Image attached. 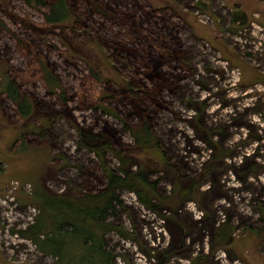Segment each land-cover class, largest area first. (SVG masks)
<instances>
[{"label": "rangeland", "instance_id": "rangeland-1", "mask_svg": "<svg viewBox=\"0 0 264 264\" xmlns=\"http://www.w3.org/2000/svg\"><path fill=\"white\" fill-rule=\"evenodd\" d=\"M89 1L65 0L50 19L51 1L0 0V264L56 261L16 235L31 226L38 183L54 192L104 187L98 158L78 147L59 112L67 107L138 164L145 157L132 130L146 117L188 184L198 181L190 199L159 213L119 192L125 209L108 220L132 237L106 234L116 264H264V0H111L110 19L92 14ZM115 47L123 54H111ZM7 75L29 97L26 118ZM53 113L50 127L24 133ZM107 160L119 172L120 160ZM149 163L162 196L173 194L170 174Z\"/></svg>", "mask_w": 264, "mask_h": 264}, {"label": "trees", "instance_id": "trees-1", "mask_svg": "<svg viewBox=\"0 0 264 264\" xmlns=\"http://www.w3.org/2000/svg\"><path fill=\"white\" fill-rule=\"evenodd\" d=\"M47 1L52 3L48 17L51 19L52 15L53 18L60 16L62 8L65 7V4L63 6L65 0H34L36 4L44 5L47 4ZM108 1L109 3L101 2V0H90L92 14L98 13V15H104L110 19L112 11L116 17L118 6L112 8L110 6L111 0ZM126 20L128 18L123 19L122 22ZM95 22L99 21L95 19ZM131 30H135V26L132 27L131 25ZM161 43L164 47L169 45L167 40H163ZM121 47L123 52L129 51L123 48V45ZM151 47L154 48L153 44ZM111 54L123 53H120L115 47V51H112ZM149 58L152 57L149 56ZM48 75H46V80L52 83V86H57L55 78ZM7 89L9 90L8 96L17 103L19 112L25 118L29 116L30 111H26L28 103L22 98L14 80L8 83ZM128 91L131 92L129 96L131 101L137 104L141 103L137 89L135 90L131 84L128 85ZM144 92L146 93L145 90ZM63 99L64 103L69 100ZM46 112L50 111L47 110ZM59 112L65 113L63 119L77 130L79 135L78 147L89 150L98 158L103 170L105 184L103 188L94 192L72 187L67 191L54 192L45 184L38 183V189L34 186L31 199L32 203L36 204L39 213L35 217V222L28 229L21 230L20 234L24 238L30 239L36 245L38 252L55 257V264H116L113 250L106 246V234L115 232L126 239L132 237L128 232L126 233L121 224L108 220L113 212L119 211L117 207L122 206L125 209L119 192L124 190L134 192L138 201L146 209L159 213L162 207H174L177 206L178 201L190 199L198 189V181L188 184L190 178L183 176L178 165L162 150L161 142L151 125V120L146 117L138 127L132 130L135 137V149L140 150L138 154L143 158L145 157L138 164L134 162L135 157L127 155L123 151H126L128 147H124L123 150L119 148L113 140V134H109L106 129L95 131L93 128L77 124L69 107L63 111L59 110ZM58 118L53 113L49 116L50 120L40 124L39 128L33 123L29 124L30 127H24V133L35 130L42 131L44 128L50 127L52 121ZM250 123L257 124V121H250ZM109 154L115 155L120 160L119 172L109 166L107 160ZM151 159L156 162L155 166H159L157 172H168L173 179L175 190L170 196H162L158 182L151 180L150 175L153 172L151 170L153 166L149 163ZM136 165L138 166L136 167Z\"/></svg>", "mask_w": 264, "mask_h": 264}, {"label": "built area", "instance_id": "built-area-1", "mask_svg": "<svg viewBox=\"0 0 264 264\" xmlns=\"http://www.w3.org/2000/svg\"><path fill=\"white\" fill-rule=\"evenodd\" d=\"M19 182L18 181H12L11 182V184H10V186L8 187V189H9V191L10 192H13L14 190H17L18 189V187H19ZM28 188H29V190L31 191V185H28L27 186ZM14 193V192H13ZM14 196L15 195H13L12 196V194H11V201L13 200L14 201ZM9 199V198H8ZM12 201V202H13ZM15 205V204H14ZM35 209H36V213H35V216L32 218V221L29 223V224H33L34 222H35V217L38 215V213H39V210H38V208L37 207H34ZM18 237H20L21 236V234L20 233H18V234H16ZM23 237V236H22ZM21 238V237H20ZM22 240H24L25 238L23 237V238H21ZM28 239V238H27ZM27 239H25V240H27ZM24 240V241H25ZM23 241V242H24ZM27 241H29L30 243H32V241L31 240H27ZM26 242V241H25ZM34 246L36 247V245L34 244Z\"/></svg>", "mask_w": 264, "mask_h": 264}, {"label": "flooded vegetation", "instance_id": "flooded-vegetation-1", "mask_svg": "<svg viewBox=\"0 0 264 264\" xmlns=\"http://www.w3.org/2000/svg\"><path fill=\"white\" fill-rule=\"evenodd\" d=\"M5 82H7V83L10 82V80H9V78H8V75H7V79L4 81V83H5ZM22 98H24L26 101H29V97H28V96H26V97H25V96H22ZM35 99H36V98H35ZM35 99H34V102L36 103L37 108L39 109V107L41 106V105H40L41 102H40L39 100H37V99L35 100ZM43 130H44V129H43Z\"/></svg>", "mask_w": 264, "mask_h": 264}, {"label": "crops", "instance_id": "crops-1", "mask_svg": "<svg viewBox=\"0 0 264 264\" xmlns=\"http://www.w3.org/2000/svg\"><path fill=\"white\" fill-rule=\"evenodd\" d=\"M42 256L45 257V258H50V257H52V258L56 259V258L53 257V256H46V255H43V254H42ZM4 259H6V258H4ZM6 260H7V259H6ZM53 264H55V262H54Z\"/></svg>", "mask_w": 264, "mask_h": 264}]
</instances>
